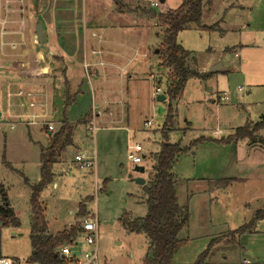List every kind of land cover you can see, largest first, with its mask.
<instances>
[{
  "label": "rangeland",
  "instance_id": "1",
  "mask_svg": "<svg viewBox=\"0 0 264 264\" xmlns=\"http://www.w3.org/2000/svg\"><path fill=\"white\" fill-rule=\"evenodd\" d=\"M98 1L102 3V0H93V4ZM151 1L158 2L160 7H150L149 0H134L140 13L153 17L177 9L182 3V0ZM89 3L88 0H0L1 112L5 113L4 102L10 92L13 93L11 100H24L21 96L25 91L24 81L42 78L33 66L24 70L22 51L26 45L22 41H27V46L32 41L31 56L36 57V53L41 52L47 59L49 46L46 44L43 53L39 51L41 45L34 31L38 22L52 20L48 7L68 6L70 9ZM151 27L143 31L150 51L146 67L131 65L127 68L133 70L137 78L126 103L113 105L112 95L118 89L115 83L99 84L100 91L93 92L95 104L103 100L104 105L108 103L104 113L124 110L119 123L110 126L118 129L101 130L99 127L106 125L98 124V132H89L88 126L77 130L81 141L78 149L87 157L93 156V135L102 136L96 159L92 158L95 167L79 170L72 163L76 146L65 151L62 161L50 170L52 180L39 197L47 227L50 233L74 226L79 228L83 218L93 216L98 221L96 246L101 264H143L149 246L147 238L142 233L128 232L119 220H136L147 212L143 188L133 180L138 176L146 181L151 179L149 173L153 172L155 155L163 142L161 131L167 124L171 104L168 142L189 148L175 160L172 173L177 178L178 203L187 206L190 213L188 226L180 234L182 239L189 238L188 244L176 251L173 263L194 264L215 239L207 264H242L244 257L250 259L251 264H264V218L255 222L253 233H232L248 224L258 210L264 211V144L259 136H264V131L261 134L258 131L255 140L248 141L249 144L257 143L253 147L247 148L243 141L236 146L214 141L191 146L202 138L226 139L233 130L264 119V0H209L202 6L199 25L181 31L177 42L194 57L198 74H209L210 69L219 64L224 70L206 80L190 78L175 102H169L166 97L158 102L157 96L151 95L157 87L164 95L170 75L159 64V51L155 54L162 37ZM2 34L4 44L1 43ZM51 35L47 32V36ZM236 53L238 57L235 58ZM57 71L62 77L66 75L63 67ZM55 72L53 67L52 73ZM80 74L83 81L80 76L65 80L66 87L74 94H69L68 99L78 96L71 121H75L78 116L75 112L80 109L90 111L93 108L89 79L86 73ZM24 75H28V79L24 80ZM54 78L55 75L51 76V80ZM223 95L225 99L217 104L216 97ZM25 111L20 108L17 113L24 115ZM52 114L51 111L44 119H34L33 125L28 127L26 118L0 116V204L6 203L19 221L17 228L3 226L0 229V256L18 259L20 264L27 261L32 250L29 241L30 187L41 180L40 152L50 145L47 134L50 131L45 129V123L52 122V132H57L62 122L60 125L56 122L66 117V111L62 107L54 114L55 118ZM150 120L153 122L151 129L144 128V122ZM135 143L141 145L145 156L140 164L144 167L142 175L133 171L134 165L126 157L127 147ZM223 177L227 179L221 180ZM190 193L195 195L187 201ZM129 195H132L130 201ZM80 206L86 211L83 217L78 211Z\"/></svg>",
  "mask_w": 264,
  "mask_h": 264
},
{
  "label": "crops",
  "instance_id": "2",
  "mask_svg": "<svg viewBox=\"0 0 264 264\" xmlns=\"http://www.w3.org/2000/svg\"><path fill=\"white\" fill-rule=\"evenodd\" d=\"M163 1L165 2V0ZM208 2L209 0H205L202 6H204V4H208ZM38 8H40L41 12V3L39 4ZM137 8L138 4L137 2H134V0H104V2L102 0L101 4L99 1L98 4H93V0H91L89 5L71 6L70 9L68 6L48 7V14L52 15V20L49 22H40L42 26L43 37L42 44H40L41 47L39 48V51H42L46 44L49 46V49L47 50L48 61L44 57V54H41V52L36 53V57L34 55L31 56L29 51L32 47V41L28 42L29 46H27V41H22L24 45H26V49L22 51L24 70L26 67L33 66L37 72H40L42 78H39L36 81H27L26 79H28L27 77L29 76L24 75V80L27 81H24L25 91L24 94L23 92L21 94L24 100H11L13 93L10 92L4 102L5 113L1 112L0 110V116L2 115V118H5L7 114L11 117H17L21 119L26 118V125L28 127L29 125H33L34 119H44L50 114L51 111L54 114L59 113L62 110L63 106H61V103H63L64 98L68 97L69 94L74 96L72 91L66 87L65 83H63L64 80H75L76 76H80L79 78L83 81L81 76L82 74H80L82 72L84 75L85 73L87 74V79H89L88 83L91 88V105L93 108H91L90 111L87 109H80L79 112H75L78 115L75 118V121H71V113L74 111L73 107H77L76 101L78 96L76 98L73 97V101L67 105L68 107L65 110L66 117H64V119L72 129V144L65 147L63 152L58 157V162L51 165L50 170L53 166L59 164L62 161L61 155L65 151L68 152L71 148H75L76 146L77 152L82 151L78 149L80 148L78 146L81 145V141L77 135L78 129H84V127L91 124L95 127L98 124H105V127H99L101 130L103 128L110 130L118 129L110 126H115V123H119L117 121H120L123 118L124 110L123 112L118 110V112L115 113H104L103 109L106 105H108V103H105L104 105L103 100L100 102V104H95L93 102V97H95L93 92H96L97 90L100 91L99 84L108 83L110 86V84L115 83V86L118 87V89L116 94L114 93L112 95L115 98V100L112 101L113 105H122V103H126V97L131 96V89L133 87L132 85L137 78L135 72L131 69L128 70L127 68L131 67V65L146 67V61L149 59V42L147 41V37L143 31H146L148 27L152 26L151 28L153 29V32L156 33V35H161L162 38L159 45L157 44L158 47H160L164 35V29L160 26L157 18L149 15H143ZM42 13H40V18L42 17ZM47 32L52 34L51 37L47 36ZM4 41L5 38L2 34L1 43L4 44ZM238 46L242 48L241 45L238 44ZM157 50L158 49L155 50V54H157ZM28 55H30L29 58H27ZM191 57H193L192 54ZM234 57H238V54L236 53ZM136 58L139 60H136ZM53 67L56 68L55 73H52ZM61 67H63L66 71V75L63 77L61 76L62 73L60 74V72L57 71ZM165 70L167 73L168 70ZM223 70L224 68L221 67L217 72L211 73V75L219 74V72ZM53 75H55L56 78L51 80V76ZM82 83L83 82H81V84ZM101 88L103 89V87ZM71 89L74 90L72 87ZM216 98L219 99H216L217 104H219L220 97ZM20 108H24V110H26L24 115L17 113L18 109ZM54 114H52L53 118H55ZM62 121L63 119L57 120L56 125H60ZM261 121L262 119L256 123ZM120 123L122 124V122ZM45 124H51L53 126L52 122L46 121ZM96 129L98 132L97 127ZM124 130L126 131L125 127ZM263 131L264 128L259 131L260 134ZM50 133L52 132L47 133L48 136ZM126 133L130 134L128 131H126ZM233 133L234 130L228 136H231ZM213 135H215V133ZM259 136L262 137L264 141V136ZM224 138L225 137H222L221 140H225ZM92 139L94 141L93 156L88 158L96 159L98 147L100 146V142L103 140L100 134L96 137L93 135ZM210 140L214 142L221 141L213 139ZM239 141H243L247 148L253 147L257 144H249V139H239ZM239 141L232 142L231 144L236 146ZM204 143H209V141H204ZM43 150L45 149L43 148ZM41 166L42 163L40 160V169ZM93 167H95V162ZM224 179L227 178L223 177L221 180ZM144 180L146 183V178H144ZM210 182L211 181H209V184ZM194 195V193H190L186 196V200L190 201ZM131 198L132 195H129L128 200L130 201ZM254 228L248 232H255ZM63 230H55L56 232L50 233V230L48 229V233L54 236ZM187 241H189V238ZM247 255H250V253H247Z\"/></svg>",
  "mask_w": 264,
  "mask_h": 264
},
{
  "label": "trees",
  "instance_id": "3",
  "mask_svg": "<svg viewBox=\"0 0 264 264\" xmlns=\"http://www.w3.org/2000/svg\"><path fill=\"white\" fill-rule=\"evenodd\" d=\"M205 0H182L181 5L174 10H167L165 13L156 16L163 30V40L158 48L160 54V66L168 70L169 82L164 93L169 102H175L181 96L185 83L190 78L206 79L209 74H198L195 71V60L191 53L177 42V37L185 28L198 26L201 17V8ZM194 68V69H193ZM66 81L64 80V83ZM73 99L65 97L62 103L64 111ZM172 105L169 104V113L167 124L161 131L163 142L160 145L158 153L155 155L156 162L153 166L151 179H148L142 186L146 195L147 212L143 218L136 220L120 219L121 226L133 234H143L148 240L147 253L144 256L143 264H174L172 261L176 251L185 245L188 241L180 238V234L187 228L190 216L189 208L180 206L178 203L177 190L175 189L177 179L172 173V166L181 154L189 148H181L179 144L168 142L167 134L170 131L167 127L171 123ZM57 132L49 135L50 145L40 152L42 163L40 169L41 180L35 186L30 187V247L31 254L27 259L28 264H63L64 261L57 254V249L66 244L71 238H74L79 232V228L70 227L62 232L50 235L47 229L44 212L39 203L40 192L52 180L50 166L58 162V157L65 147L72 144L71 126L63 121ZM264 128V119L254 125H245L239 127L234 133L217 143L230 144L239 139H249L254 141L256 133ZM259 140V139H256ZM212 141L210 139H200L191 146ZM264 144V141L261 140ZM5 201V200H4ZM81 217L85 215L84 206L78 208ZM264 218V211L258 210L254 218L248 224L242 225L239 229L232 231L233 234L241 235L254 227L255 222ZM0 219L4 226L11 228L19 227V221L15 214L8 208L6 203L0 204ZM216 240L213 239L206 251L200 254L194 264H207V258ZM1 257V256H0Z\"/></svg>",
  "mask_w": 264,
  "mask_h": 264
},
{
  "label": "built area",
  "instance_id": "4",
  "mask_svg": "<svg viewBox=\"0 0 264 264\" xmlns=\"http://www.w3.org/2000/svg\"><path fill=\"white\" fill-rule=\"evenodd\" d=\"M150 7L158 8L160 4L149 0ZM240 91L241 88H238ZM162 95V90L157 87L154 88L153 96ZM225 99L224 95L220 97V100ZM153 122H144V128L151 129ZM46 129L50 132L54 130L51 124H47ZM87 130L89 132H95L97 129L94 125H89ZM143 148L140 144L135 143L133 146L127 147V160L131 165H140L144 159ZM74 163L79 170H91L94 161L88 158L83 151L77 152L74 156ZM98 221L96 218L87 217L83 218L79 232L74 238H71L66 244L61 245L57 249V254L63 259V264H101L96 246L97 232H98ZM242 264H251L250 259L244 257L241 261ZM0 264H20L18 259H9L6 257H0ZM24 264H28L26 261Z\"/></svg>",
  "mask_w": 264,
  "mask_h": 264
},
{
  "label": "water",
  "instance_id": "5",
  "mask_svg": "<svg viewBox=\"0 0 264 264\" xmlns=\"http://www.w3.org/2000/svg\"><path fill=\"white\" fill-rule=\"evenodd\" d=\"M161 3H163L164 1L161 0ZM35 37L37 38V42L39 44H42V26L40 23H37L35 26ZM221 68L220 64L219 65H215L210 69V73H215L217 72L219 69ZM165 100V95H159L156 98V101L158 102H163ZM133 171H135L137 174L142 175L144 172V167L142 166H134ZM134 184H137L139 186H143L145 184V180L144 178H142L141 176H138L136 178H134L133 180ZM4 226V222L0 219V229Z\"/></svg>",
  "mask_w": 264,
  "mask_h": 264
}]
</instances>
